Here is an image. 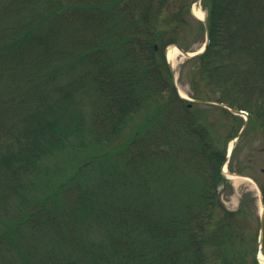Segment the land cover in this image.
Instances as JSON below:
<instances>
[{
    "label": "trees",
    "instance_id": "16d2710c",
    "mask_svg": "<svg viewBox=\"0 0 264 264\" xmlns=\"http://www.w3.org/2000/svg\"><path fill=\"white\" fill-rule=\"evenodd\" d=\"M201 4L209 42L190 58L191 97L247 111L264 140V0ZM186 7L1 0L0 264H260L257 236L242 248V207L220 201L226 141L171 83L164 50ZM154 167L188 175L190 191L167 203ZM259 185L264 204V172Z\"/></svg>",
    "mask_w": 264,
    "mask_h": 264
},
{
    "label": "rangeland",
    "instance_id": "374dc122",
    "mask_svg": "<svg viewBox=\"0 0 264 264\" xmlns=\"http://www.w3.org/2000/svg\"><path fill=\"white\" fill-rule=\"evenodd\" d=\"M182 1L186 3L187 7L193 2V0ZM196 3H193V7L199 8L203 13V18L206 17V11L202 4L199 1ZM187 7L182 10L185 24L180 26L176 32L175 42L169 43L166 48L171 45H181L185 46V50L188 52H194L202 47L205 41L204 26L200 23L202 21H200L199 18L193 16L192 13L187 10ZM172 64L175 82L179 91L187 97H190L192 95L190 80L192 77H198L196 70L197 61L179 53L178 57ZM201 105L207 108L203 120L208 127L210 135H212L216 142H218V147H221L224 141H226V145L229 146L230 139L237 134L246 115L243 114L244 117L241 116L242 122L236 126L231 123L222 112L214 107L213 104L206 103ZM136 121L131 126H134ZM131 126L126 129L127 134H129L133 128ZM118 140L122 141V132ZM234 143L235 148L229 157L226 168L229 172L246 175L251 178V180L240 178L234 182L235 180L227 178L226 185L224 187H219L218 191L220 201L226 209L234 211L242 207L243 217L241 220L249 228L248 230L245 226L241 228L245 235L242 248L245 251L247 249L249 252L248 254L251 256V249L255 242V237H258L259 234V219L260 212L262 211L258 188L263 179L264 140L257 128H250L244 130ZM108 163L111 164V162L102 160L99 164L100 169L108 166ZM154 170L157 176H163L162 181H158V185L164 184V186L171 187L168 191L170 197L168 198L167 203L172 205L178 202V198L183 195V192H189L191 189L189 187L193 185V180L188 175H181V177L176 174L171 175L169 172L166 173L165 169L158 170L156 167H154ZM92 229L98 233L96 228ZM84 233L87 235V229L84 230ZM89 235L96 236L91 230L89 231ZM237 246L239 247L240 243L237 242L234 245V248H237Z\"/></svg>",
    "mask_w": 264,
    "mask_h": 264
},
{
    "label": "water",
    "instance_id": "95a60500",
    "mask_svg": "<svg viewBox=\"0 0 264 264\" xmlns=\"http://www.w3.org/2000/svg\"><path fill=\"white\" fill-rule=\"evenodd\" d=\"M198 1H199V0H194V2H198ZM201 21L203 22L204 30H205V41H204V43H203V46H202L199 50H197V51H195V52H192V53H190V52H188V51H185V50H183L182 48L178 47V49L180 50V52H181L185 57H188V58H189V57H194V56H196V55L202 53V52L205 50V48H206V46H207V44H208V42H209V27H208L207 21H206L205 18H201ZM165 54H166V50H165ZM167 66H168V72H169V75H170V79H171V82H172V86H173V88L175 89V91L177 92V94H178L180 97H182V98H184V99H189L188 97H185V96H183V95L180 94V92H179V90H178V87H177V85H176V82H175V77H174V72H173L172 62H171L169 59H167ZM193 101H195V102H199V103H207V102H209V101H207V100H200V99H198V100H193ZM220 105L226 107L230 112H232V113H234V114H242V113H244L242 110H238V109H234V108L227 107V106H225V105L222 104V103H220ZM246 120H247V118H246ZM245 124H246V121L243 123V125H242V127H241V129H240V131H239V133H238V135L243 131ZM238 135H237V136H238ZM228 156H229V154L227 155L226 160L228 159ZM236 175H238V174H236ZM240 176H241V175H240ZM260 201H261V203H262V196H261V193H260ZM262 208H263V204H262ZM263 222H264V218H263V209H262V211H261V213H260V221H259V229H260V230H259V240H258L259 245H258V249L260 248V245H261L262 230H263ZM257 257H258V256H257ZM259 260L261 261V263L264 264V258H263V259H260V258H259Z\"/></svg>",
    "mask_w": 264,
    "mask_h": 264
},
{
    "label": "bare ground",
    "instance_id": "6f19581e",
    "mask_svg": "<svg viewBox=\"0 0 264 264\" xmlns=\"http://www.w3.org/2000/svg\"><path fill=\"white\" fill-rule=\"evenodd\" d=\"M192 11L195 16L199 18L203 17V13L199 8L192 7ZM179 53H180V50L175 45H171L167 48L166 56L172 63H174V60L178 57ZM227 175L230 179L235 180L234 182H236L237 179H240L239 176H236L234 174H229L228 171H227ZM258 256L260 259H263L262 253L259 252Z\"/></svg>",
    "mask_w": 264,
    "mask_h": 264
}]
</instances>
